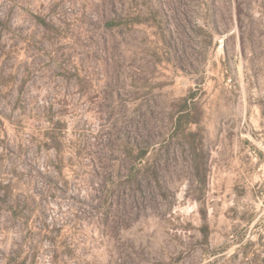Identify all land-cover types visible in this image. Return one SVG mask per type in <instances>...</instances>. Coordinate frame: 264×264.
<instances>
[{
	"label": "rangeland",
	"instance_id": "obj_1",
	"mask_svg": "<svg viewBox=\"0 0 264 264\" xmlns=\"http://www.w3.org/2000/svg\"><path fill=\"white\" fill-rule=\"evenodd\" d=\"M0 185V264H264V0H0Z\"/></svg>",
	"mask_w": 264,
	"mask_h": 264
},
{
	"label": "trees",
	"instance_id": "obj_2",
	"mask_svg": "<svg viewBox=\"0 0 264 264\" xmlns=\"http://www.w3.org/2000/svg\"><path fill=\"white\" fill-rule=\"evenodd\" d=\"M180 121H181V117H179L178 120H177L178 124H179ZM0 188H1V185H0ZM3 195H4V194H1V193H0V203L4 201V196H5V195H4V196H3Z\"/></svg>",
	"mask_w": 264,
	"mask_h": 264
}]
</instances>
